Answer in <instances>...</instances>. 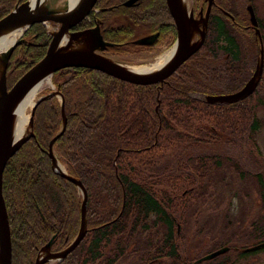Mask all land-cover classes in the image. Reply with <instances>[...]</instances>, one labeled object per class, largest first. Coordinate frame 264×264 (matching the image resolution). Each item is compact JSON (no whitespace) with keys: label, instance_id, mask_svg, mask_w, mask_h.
I'll return each instance as SVG.
<instances>
[{"label":"trees","instance_id":"1","mask_svg":"<svg viewBox=\"0 0 264 264\" xmlns=\"http://www.w3.org/2000/svg\"><path fill=\"white\" fill-rule=\"evenodd\" d=\"M215 1L219 10L214 7L208 45L216 56L221 49L231 50L233 55L239 49L244 70L249 71L252 57L259 56L262 48L250 27L248 7L253 6L258 16L259 4L256 0ZM18 2L0 0V21ZM194 6L206 7L208 0H197ZM259 20L264 32V22ZM22 38L9 64L12 84L44 59L53 42L47 26L41 24L33 25ZM222 41L227 45L219 46ZM199 54V59L189 61L164 85H131L79 67L53 76L57 92L64 97L68 121L55 153L66 165L67 174L85 185L88 195L85 239L63 262L55 264H120L139 250L144 251L141 264H196L200 257L190 259V246L186 248L182 238L189 240L183 231L193 228L202 206L220 189L231 192L229 197L234 194L228 176L233 170L243 191H248L251 166L247 158L241 164L224 155L223 149L238 145L239 153L245 155L249 149L242 143H256L261 127L259 102H247L246 117L232 114L231 118L225 104L193 98L191 93L208 96L223 90L217 72L220 61ZM217 75L219 80L214 81ZM34 123L35 138L8 162L3 175L13 264H36L40 250L54 236L52 253L65 251L76 240L82 219L81 191L55 173L48 154L50 141L63 125L61 100L54 96L39 104ZM253 152L262 158L257 146ZM259 171L252 176L257 182L255 198L264 211V174ZM236 234L217 243L230 242ZM144 241L148 247L140 249Z\"/></svg>","mask_w":264,"mask_h":264},{"label":"water","instance_id":"2","mask_svg":"<svg viewBox=\"0 0 264 264\" xmlns=\"http://www.w3.org/2000/svg\"><path fill=\"white\" fill-rule=\"evenodd\" d=\"M139 0H129L126 4L128 7L133 5ZM215 0H208V10L204 15L200 13V18L194 17V11H190L189 22L194 26V32L188 30L189 22L184 16L183 9H181V0H167L168 9L170 10L173 19L176 22L178 31V37L175 46H177V54L164 68L153 72V74H136L127 71L123 66H119L114 60L108 58L102 54L109 46H113L110 43L104 42L99 30H87L86 32H72V29L77 23L86 19L90 11L97 4V0H80L74 8L64 7L62 9L49 10L44 7H32L30 0H19L15 9L11 13L5 16L0 21V37L12 30L30 29L35 24H47L53 23L59 25L60 28L51 33L53 42L49 52L46 54L43 60L38 62L35 67L30 69L22 78L18 80L15 86L11 89L8 88L7 74L8 67L15 52L16 48L23 43V41H16L13 46L3 54L1 60V75H0V264H13V243L11 242L12 231H10V220L8 216V210L6 208V201L3 196V175L6 170L8 162L15 157L18 151L32 138H35L34 130V118L36 110L39 104L47 101L51 97H60L62 122L63 125L60 129V133L50 141L48 154L51 158V165L56 174L64 177L72 184L78 186L83 196L82 210H81V225L80 231L76 236V240L70 244L65 251L52 253V246L54 245V236L51 241L44 246L36 258V264H47L49 262H63L71 253L85 239L88 232L87 227V201L88 195L85 185L80 181L71 178L66 172H60L57 169V154H55L56 142L62 135L65 134V130L68 125L65 100L60 92H53L47 96L41 97L35 105L30 120L32 130L27 137H23L15 140L13 135L14 121L16 112L18 109V101L23 97L27 90L35 86L37 83L44 81L47 77L52 78L57 72L66 70L68 68H85L91 69L97 72H102L109 77H114L120 81L127 82L138 86H154L163 85L164 82L175 75V72L185 64L198 50L203 46L206 37V27L208 24V18L212 11V6ZM249 15L251 17V23L254 27L258 26L257 17L255 15L254 8L250 6L248 8ZM201 24V25H200ZM203 28V30L201 29ZM23 31V32H24ZM198 31L200 33V40L198 42L193 41L194 33ZM259 38L260 31L258 29ZM23 35V34H22ZM21 35V36H22ZM67 39L66 46H62V42ZM155 37L141 39L137 41L139 45H152L154 44ZM79 47V48H77ZM257 75L256 77H258ZM256 77L250 80V83L238 94H235L229 99L225 97L216 98V104L226 103H239L250 97L255 91V87L258 83ZM255 80V81H254ZM213 101V100H211ZM263 246V245H262ZM261 247L250 249L248 251L258 250ZM226 249L216 251L215 253L205 256V258L198 260L196 263L200 264L205 261L213 260L218 256L225 254ZM43 255V258L41 256Z\"/></svg>","mask_w":264,"mask_h":264},{"label":"flooded vegetation","instance_id":"3","mask_svg":"<svg viewBox=\"0 0 264 264\" xmlns=\"http://www.w3.org/2000/svg\"><path fill=\"white\" fill-rule=\"evenodd\" d=\"M128 2L129 0H97V4L90 11L87 18L77 23L76 26L72 29V32L77 33L86 32L87 30H99L104 42L113 45L109 46V48L102 52V54L115 56L120 60H131V58L142 57L146 54L152 55L153 52H156L158 49H162L163 47H173L178 37V31L176 22L173 19L170 10L168 9L167 0H139L129 7L126 5ZM214 7L219 8L216 1L212 6V11L209 16V24H207L208 27L206 28L207 31L203 46L194 56L187 60L185 64H187L191 60L195 61V59H199V56H196L199 53V55H202L204 53V56L207 57V59L215 63L218 59L220 61V69L217 72L221 76V82H223V90L222 93H213L208 96L202 93H191V96L199 95L201 96V98H196L195 96L192 97L205 101L206 103L209 102L214 105H219L215 103L216 98L225 97L226 99H229V97L238 94L240 90L244 89L247 86V83H250V80L252 78L254 79L257 75H259L258 77H256V81H258V83L254 90L256 93H258L257 96H255L256 100L255 97L251 98V96L255 94L254 92V94L250 95L248 99L240 101L239 103L229 102L225 104L226 111H229V115H231V118L232 114H234L233 116L246 117L247 102H253L256 104L255 101L258 100L259 102V98L260 100L264 101V52H262L264 50V46L262 48L260 44L262 51L260 50L259 56L254 55L252 57L253 62L250 65L249 71L244 70L243 56H240L239 53L237 54L239 49L236 50L235 55H233L231 50L221 49L220 53L216 56L215 53L211 50V46L208 45V43L211 42L212 38V17L216 15V12L213 13ZM193 9L194 16L196 17L198 13H200L201 11L206 12L208 8L207 6H202V8H197L196 6H194ZM222 12L225 15L229 16L231 19L235 20L232 16H230L228 12H224V10H222ZM258 22L259 28L262 29L260 27L259 18ZM201 29L203 30V28ZM152 37H155L154 44L152 45H139L138 43H136L141 39ZM226 45L227 44L222 41L219 46L222 47ZM185 64L182 67H184ZM180 69H178L177 72ZM7 71L8 88L11 89L12 87H14L16 82L12 84L9 75V68ZM177 72H175V74ZM213 79L214 81H216V79L219 80L218 75L217 77L213 76ZM167 81H165L164 84ZM260 116L261 114L259 115V117ZM245 145V147L249 149L248 152L253 151L256 146L258 148L260 146L258 145V143H248ZM253 145L255 146V148H252ZM257 159L258 161L255 163L256 171L260 170L261 172H264V158L261 159L257 157ZM250 163L253 169L254 166L252 165L251 161ZM259 209H261V213H258L255 217H253L250 228L246 232L247 236H249V242L244 244L243 242L245 240L240 241L238 239L240 234H236V238L234 240L225 244L221 243L219 247H215V249H212V252H207L206 256L211 255L216 251L227 248V251L224 255L233 254V256L223 259L220 262L222 264H264V232H259L258 230L260 228L264 229V211H262V206ZM260 245L261 247L258 250L248 251ZM215 259L209 261L212 262ZM195 262H197V260ZM210 262H207V264H211ZM212 263L214 264V262Z\"/></svg>","mask_w":264,"mask_h":264},{"label":"rangeland","instance_id":"4","mask_svg":"<svg viewBox=\"0 0 264 264\" xmlns=\"http://www.w3.org/2000/svg\"><path fill=\"white\" fill-rule=\"evenodd\" d=\"M194 2H197V0L190 1V4L188 6V9H190V11H194L193 9ZM256 2L259 4V7H257V15L259 19H261L264 22V0H256ZM230 16L232 15L230 14ZM228 19L231 21V23L235 22V20L231 19L230 17ZM43 26H47L48 31L50 33H54L60 28L59 25L53 26L52 24H49V23L44 24ZM251 28L254 33H257V30H255V27L252 26ZM238 30H241V28H238ZM260 35L263 38L264 32H262V29H260ZM257 38L258 40H260L259 36H257ZM21 39L23 38L20 36L18 40H21ZM199 40H200V33L196 31L194 33L193 41L195 43V42H198ZM263 46H264V43H263ZM172 48L173 47H168V46L163 47L162 49H158L156 52H153L152 55L146 54L142 57L131 58V60H124V59L120 60L118 57H115V56L105 55V54L103 55L108 58H111L112 60L118 63L142 66V65H148L150 62L153 61L154 58H157L159 56H162L163 54H166V52L170 51ZM39 91L40 92H39L38 99H40L43 96H47V94H50L52 92H56L57 90L53 82V79L51 80V82L47 81V83L44 86H42ZM192 96H195V95H192ZM195 97L201 98V96L199 95ZM260 101L262 100H260L259 98V105H258L257 110H258L259 115L261 114V116L259 117L261 127H260L259 132L257 133L256 143L260 145L259 155L262 154L263 156L262 155L261 156L262 158H264V101H262L263 103ZM245 144L246 143H242L244 147L246 146ZM235 146L236 147L234 146L230 147L228 145L224 146L226 148L223 149V154L231 158L233 157L236 160L238 159L241 160V164H243V161H246L245 159L246 157L247 158L246 163L249 166H251L250 161L253 163V165L256 163L255 161H258L256 153H253L252 155L251 151L249 152L247 151L245 155H244V152L240 154L239 153L240 146L238 145H235ZM60 164H63V163L60 162ZM63 165L66 168V165L65 164ZM248 171L250 172L249 180L246 184L248 191L247 190L243 191L242 186L244 185L242 184V186H240V178H238L237 172L233 170L232 173L228 174V176L231 178L230 183L233 186L231 187L230 190L234 191V194H232V196L229 197L228 195H230L231 192H229L230 194H228V192L227 193L222 192L220 189V191H218L212 198L209 199L210 202L202 206V210L200 211L201 212L200 216L194 221L195 223L193 225V228L186 232L185 230L183 231V233L186 234V236H188V240H189V241H186V240H183L182 238L183 243L185 244L186 248L189 246H190V249L192 248V250L190 249L188 250V255L191 260L194 258H199V257H200L199 259L205 258L207 251L215 249V247L218 246V244H221V243H217L218 240H220V242L223 241L225 237L230 235L232 232L234 233L237 232V234H240L238 239L240 241L245 240L243 242L244 244L249 242L248 241L249 236H247L246 232L250 228L251 222L253 221V217H255L256 214H258L259 211L261 210L259 208L262 206V204H261V201H257V198H255V195H256L255 192L257 191L255 187H256L257 182H255L254 180L255 177H253L252 175L256 173L254 172L256 171V168H254L253 170L251 166V169ZM263 180H264V175H263ZM237 218H243L245 222L241 223L237 220ZM212 224H213V227L211 226ZM225 232L227 234H225L224 238H222ZM150 235L161 236L162 234L151 233ZM214 235L216 236V238H214ZM146 236L147 235H144L145 239H146ZM141 246L142 247H140V249H147L148 247L145 241L141 244ZM143 252L142 250H139L137 254L131 255L129 258H127V260L121 262L120 264H141L143 263L144 258L140 256V254ZM232 256L233 254L221 255V256H218L212 262H214V264L216 263L219 264L223 259H226ZM207 262H210V261H207ZM212 262L210 263L213 264ZM50 263L54 264V262H50Z\"/></svg>","mask_w":264,"mask_h":264},{"label":"bare ground","instance_id":"5","mask_svg":"<svg viewBox=\"0 0 264 264\" xmlns=\"http://www.w3.org/2000/svg\"><path fill=\"white\" fill-rule=\"evenodd\" d=\"M80 0H30V5L32 7H44L49 10L54 9H62L64 7H69L70 9L74 8L75 5L78 4ZM191 0H181V9H183L184 16L186 17V20L189 18L190 9H188V6L190 4ZM189 22V20H188ZM188 30L190 32H194V26L189 22ZM23 30H12L6 34H3L0 37V59L2 58L3 54L6 53L13 44L19 39V37L23 34ZM67 39L62 42V46H66ZM79 48V47H77ZM177 54V46H174L170 51L166 52V54H163L162 56H159L157 58H154L152 62H150L148 65H142V66H136V65H129L124 63H117L119 66H123L127 71L133 72L136 74H153V72H156L164 66H166ZM0 75H1V60H0ZM51 78L47 77L44 81H41L37 83L35 86L31 87L29 90H27L26 94L20 98L18 101V109L17 114L14 121V130L13 135L14 139H20L23 137H27L29 133L32 130L31 127V117H32V111L35 107V105L38 102V96H39V90L42 86H44L47 81L51 82ZM57 169L60 172H66V168L63 164H60V162H57ZM43 258V255L41 256Z\"/></svg>","mask_w":264,"mask_h":264}]
</instances>
